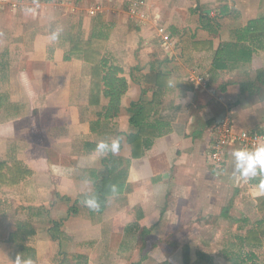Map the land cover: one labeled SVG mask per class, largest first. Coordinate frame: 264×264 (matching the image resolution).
<instances>
[{"label": "crops", "instance_id": "1", "mask_svg": "<svg viewBox=\"0 0 264 264\" xmlns=\"http://www.w3.org/2000/svg\"><path fill=\"white\" fill-rule=\"evenodd\" d=\"M76 3H61L67 8L53 21L80 16L86 39L94 17ZM97 3L104 6L96 14L104 22V57L121 68L111 87L102 84L98 105L89 104L90 64L65 60L69 43L50 42L47 29L19 60L0 64V160L32 171L0 188V264L17 255L33 264H183L184 245L190 264L206 257L228 264L223 248L235 234L255 235V222L264 220L256 208L263 195H255L258 179L230 178L238 143L218 166L209 162V146L220 119L235 131H264V0H143L144 22L129 16L126 0L89 5ZM158 26L171 37L167 48ZM192 73L210 87L195 88ZM170 78L176 87L167 86ZM142 107L143 135L132 146L128 135L137 128L129 120ZM102 140L118 142L117 150L98 152ZM100 180L118 189L103 206ZM89 189L100 202L96 211L82 204ZM248 201L255 220L245 208L234 214ZM20 223L34 234L16 232ZM213 246H220L216 254Z\"/></svg>", "mask_w": 264, "mask_h": 264}, {"label": "trees", "instance_id": "2", "mask_svg": "<svg viewBox=\"0 0 264 264\" xmlns=\"http://www.w3.org/2000/svg\"><path fill=\"white\" fill-rule=\"evenodd\" d=\"M93 28L90 35L86 39H82L81 17L72 14L68 19L71 20L68 30L61 32L62 38L67 40L69 43V49L64 55V59L68 60L72 57L78 58L91 66V84L89 91V104L98 105L99 97L101 93V87L109 88L112 85L114 73L121 71L118 65L109 64L108 60L104 57V49L106 46V34L104 32V22L98 15L92 16ZM57 24V23H56ZM60 28V27H59ZM244 87V86H243ZM112 109V107H109ZM117 110V107H115ZM146 114V108L142 107V110L137 113L134 117H130V124L137 133L131 132L128 135L129 140L134 141L140 139L143 128V120ZM137 154L134 153L133 155ZM32 171L27 168L21 161L14 160L11 162L0 160V188H12L17 185L21 180L30 176ZM259 182V181H258ZM113 185L106 180H100L95 185L97 194L101 195L102 206L104 204L105 197L110 194L109 186ZM256 208L259 211H264V195L256 198ZM56 224L54 228L49 229L50 233L56 237V233L59 231ZM252 230H255V235H234L235 241L230 243L229 246L223 248L224 256L227 259L228 264H264V255L258 254L257 250L264 246V220H258L255 222ZM18 233L26 236L33 235L35 230L28 225V223H20L17 231ZM15 232V233H16ZM201 259L204 255L199 254ZM183 264H190L191 252L190 246L184 245L182 247ZM205 264H213L209 257H206ZM160 264H171L169 261H163ZM196 264H201L197 262Z\"/></svg>", "mask_w": 264, "mask_h": 264}, {"label": "rangeland", "instance_id": "3", "mask_svg": "<svg viewBox=\"0 0 264 264\" xmlns=\"http://www.w3.org/2000/svg\"><path fill=\"white\" fill-rule=\"evenodd\" d=\"M92 1L93 0H0V64L19 60L25 50L23 48L30 49L29 43L38 32L44 29L50 31L52 28L56 27H60L64 31L68 30L71 20L67 18V14L64 15V17L57 18L56 22L53 21L59 13L61 14V9L67 8L66 5H60L61 3L77 2L76 4L81 9H87L92 6L89 5ZM25 9H31L32 11L29 13L26 12ZM46 16L47 19L48 17H50V19L52 18L51 22H43ZM102 28L104 27L102 26ZM0 68H3V66L1 65ZM239 204L237 203L238 207H235V216L241 217V209L245 208L248 209V218L255 220L257 216L252 213L253 203L248 201ZM244 214L247 215L243 212L242 215ZM210 227L211 228H208L206 231L207 234H212L214 232V226ZM227 233L234 235V233H237V229L235 230V228H233L231 231L229 228ZM232 235H229V237H232ZM228 240L230 241L229 238ZM211 248H213L211 252L216 254L220 246H213ZM257 253L263 255L264 249L260 248V251ZM216 264L225 263L218 262Z\"/></svg>", "mask_w": 264, "mask_h": 264}, {"label": "built area", "instance_id": "4", "mask_svg": "<svg viewBox=\"0 0 264 264\" xmlns=\"http://www.w3.org/2000/svg\"><path fill=\"white\" fill-rule=\"evenodd\" d=\"M126 2L129 16L131 18L137 19L139 22H144L146 20V16L148 15L143 9V0H126ZM75 9V6L70 7L71 12H73ZM103 11V4L97 3L92 5L90 8H87L86 14L94 16L97 13H101ZM214 14V10L210 12V15L213 16ZM155 24H157V22H155ZM157 33L162 39V45L165 48L169 47V45H171V37L169 36V33L166 31L165 27L158 26ZM187 79L195 88L210 87L209 81L203 75L192 73ZM261 141H264V131H235L228 119H220L213 125V138L209 146L208 154L209 162L216 166L221 165L225 159L227 148L231 143H238L240 147L252 148Z\"/></svg>", "mask_w": 264, "mask_h": 264}, {"label": "clouds", "instance_id": "5", "mask_svg": "<svg viewBox=\"0 0 264 264\" xmlns=\"http://www.w3.org/2000/svg\"><path fill=\"white\" fill-rule=\"evenodd\" d=\"M26 12H31V9H25ZM62 29L59 27L52 28L48 39L50 42H56ZM176 83L171 78L167 82L168 87H176ZM118 148V142H113L109 145L106 141H100L97 145V151L105 153L108 151H115ZM232 158V171L230 178L233 182H249L253 179H258L259 183L255 186V195H264V141L259 142L254 147H239L233 149L231 152ZM85 184H91L90 180H85ZM109 190L111 195L114 197L117 192L116 185H110ZM82 204L91 211H96L100 207L98 197L91 189L88 190V194L82 201ZM13 264H33L31 258H24L21 255H17Z\"/></svg>", "mask_w": 264, "mask_h": 264}]
</instances>
